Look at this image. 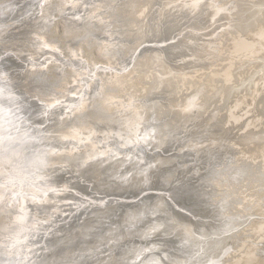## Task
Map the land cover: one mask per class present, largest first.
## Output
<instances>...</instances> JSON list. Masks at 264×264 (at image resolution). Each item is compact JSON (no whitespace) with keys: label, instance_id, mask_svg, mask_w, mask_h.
Here are the masks:
<instances>
[{"label":"bare ground","instance_id":"1","mask_svg":"<svg viewBox=\"0 0 264 264\" xmlns=\"http://www.w3.org/2000/svg\"><path fill=\"white\" fill-rule=\"evenodd\" d=\"M192 2L0 0V264H264V0Z\"/></svg>","mask_w":264,"mask_h":264},{"label":"rangeland","instance_id":"2","mask_svg":"<svg viewBox=\"0 0 264 264\" xmlns=\"http://www.w3.org/2000/svg\"><path fill=\"white\" fill-rule=\"evenodd\" d=\"M55 22H57L56 19L53 21V23H55ZM60 29H62L61 26H60ZM177 39H178V38H177ZM174 40H175V39H173V40H171V41H174ZM0 96H1V95H0ZM9 97H11V96H9ZM3 102H4V101H3ZM2 108H3L4 110H8V111L14 113V112L12 111L13 106H12V108L0 107V109H2ZM14 108H15V107H14ZM20 110H21V109H20ZM15 113H16V112H15ZM15 113H14V114H11V115L14 117V116H15ZM17 113H19V112H17ZM13 117H12V120H17L16 118H13ZM9 120H10V119H9ZM14 125H15V124H14ZM0 129H1L3 132L8 130V129H4V128H0ZM24 165H25V164L20 165V168L23 169V166H24ZM191 166L193 167L192 164H191ZM191 166H190V167H191ZM202 172H203V171H202ZM189 175H190V174H189ZM192 176H193V177L195 176V175L193 174V172H191V175H190V176H188L187 178H184V180H187L188 178H190L191 180L189 181V183L192 184V185H193L192 187L194 188V187L198 186V183H199V182L195 183V182H196V179H193ZM198 187H199V186H198ZM196 190H198V188H197ZM210 204H212V203L210 202ZM226 221H228V218H227V219H224V220H221L219 223H223V222H226ZM213 237H215V236H213ZM153 238H154V237H153ZM155 238H156V240H157V239H159L160 237H155ZM155 238H154V239H155Z\"/></svg>","mask_w":264,"mask_h":264},{"label":"snow or ice","instance_id":"3","mask_svg":"<svg viewBox=\"0 0 264 264\" xmlns=\"http://www.w3.org/2000/svg\"><path fill=\"white\" fill-rule=\"evenodd\" d=\"M198 5V0H193L191 5H185L186 7L190 6V7H196ZM3 76L2 74H0V79H2ZM3 89H0V92H2ZM56 189H52V191H55ZM133 264H136V262L134 261ZM212 264H216V262H212Z\"/></svg>","mask_w":264,"mask_h":264}]
</instances>
